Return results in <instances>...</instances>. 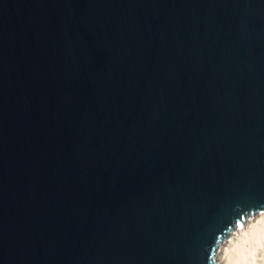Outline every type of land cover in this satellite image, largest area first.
I'll return each mask as SVG.
<instances>
[{
	"label": "water",
	"instance_id": "1",
	"mask_svg": "<svg viewBox=\"0 0 264 264\" xmlns=\"http://www.w3.org/2000/svg\"><path fill=\"white\" fill-rule=\"evenodd\" d=\"M264 211V0H0V264H216Z\"/></svg>",
	"mask_w": 264,
	"mask_h": 264
},
{
	"label": "rangeland",
	"instance_id": "2",
	"mask_svg": "<svg viewBox=\"0 0 264 264\" xmlns=\"http://www.w3.org/2000/svg\"><path fill=\"white\" fill-rule=\"evenodd\" d=\"M255 228L246 229L248 232L239 236L237 246L232 249L230 264H264V227Z\"/></svg>",
	"mask_w": 264,
	"mask_h": 264
},
{
	"label": "bare ground",
	"instance_id": "3",
	"mask_svg": "<svg viewBox=\"0 0 264 264\" xmlns=\"http://www.w3.org/2000/svg\"><path fill=\"white\" fill-rule=\"evenodd\" d=\"M258 226L264 227V211H261V212H259L257 214H254L251 217L248 216L243 221L242 224H240V222L238 223V225L234 229V231L229 234L228 238L226 240H224V242L219 246V249L216 251V253H215V263L217 264V261L221 260L222 264H230L231 253L233 251L232 249H234L237 246V242H238L237 240L239 239V236L245 234L246 232H248V231H246V229H249V228H253L254 229L255 227H258Z\"/></svg>",
	"mask_w": 264,
	"mask_h": 264
},
{
	"label": "clouds",
	"instance_id": "4",
	"mask_svg": "<svg viewBox=\"0 0 264 264\" xmlns=\"http://www.w3.org/2000/svg\"><path fill=\"white\" fill-rule=\"evenodd\" d=\"M217 264H222V261H221V260H218V261H217Z\"/></svg>",
	"mask_w": 264,
	"mask_h": 264
}]
</instances>
